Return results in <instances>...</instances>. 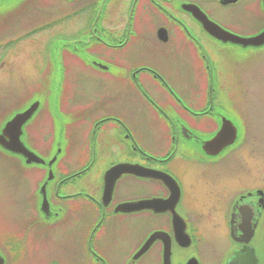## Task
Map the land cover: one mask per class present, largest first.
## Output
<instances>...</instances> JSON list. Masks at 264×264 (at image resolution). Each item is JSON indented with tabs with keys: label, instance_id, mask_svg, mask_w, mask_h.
Listing matches in <instances>:
<instances>
[{
	"label": "flooded vegetation",
	"instance_id": "1",
	"mask_svg": "<svg viewBox=\"0 0 264 264\" xmlns=\"http://www.w3.org/2000/svg\"><path fill=\"white\" fill-rule=\"evenodd\" d=\"M195 9L241 39L264 30V0H0V72L17 44L53 25L83 24L76 40L82 41L81 51L61 56L64 75L79 67L98 76L95 84L107 78L111 102L141 119L134 125L157 128L149 144H143L126 116L110 115L89 101L78 109L69 107L67 94L60 92L65 100L60 104L61 145L72 156L66 164L74 166L59 165L60 177L46 207L42 194L28 203L30 225L21 228L18 218L16 225H8L14 231L0 233L3 264H264V188L241 186L225 197L234 188H229L227 175L244 173L237 158L255 133L250 119L255 106H247L245 96L253 83L244 77L245 69L239 72L237 62L261 57L264 46L213 38L192 14ZM59 37L65 35L51 36L49 46ZM255 50L259 52L252 54ZM223 51L229 64L215 59ZM83 53L94 59L90 62ZM164 61L173 73L159 69L156 62ZM41 86L43 79L0 118V136L11 119L38 103L20 139L26 149L48 157L55 122L49 103H41ZM76 115L83 117L80 126L69 124ZM79 132L81 140L75 142ZM110 154L108 168L95 179L96 159ZM0 156L19 157L1 145ZM115 168L123 173L106 206L105 177ZM201 179L215 187L206 193ZM13 180L15 185L17 178ZM126 190L132 195H124ZM140 201L141 210L117 209ZM34 226L42 232L63 230L31 233Z\"/></svg>",
	"mask_w": 264,
	"mask_h": 264
},
{
	"label": "rangeland",
	"instance_id": "2",
	"mask_svg": "<svg viewBox=\"0 0 264 264\" xmlns=\"http://www.w3.org/2000/svg\"><path fill=\"white\" fill-rule=\"evenodd\" d=\"M53 18L58 19L59 17ZM83 26V24H79L78 27H75L70 23L62 24V26L53 25L47 32L36 34L28 40L17 44L13 48L11 54L8 55L9 57L3 65L2 71L0 72V118L2 119L3 116L14 110V108H16L24 98L30 96L31 91H33L35 87L40 84L41 79H43V86L41 87L43 88L42 90L44 94L41 93L40 95L41 103L45 104V101L49 103L47 107L50 108L53 122L56 120V123L62 120L59 115L61 114L60 104L65 100L62 99L61 96L59 97L61 91L62 96L63 92L67 94V98L69 100L65 101V105L68 103L69 107L78 109L82 107L84 103H88L89 101L91 105L98 104V107L103 108L110 115L114 114L126 116L132 121L131 123L136 129L140 141L143 144H149L150 138L154 137V133H156L157 128L155 127V130L150 124L147 128L146 126H138L140 124L134 125L135 122H139L141 119L134 118L133 114L132 116L131 113L130 115L127 114L121 107H118L115 103L111 102L110 94L108 93L109 80L107 78L104 82L105 84L101 83L106 87L99 90V86L101 84H95L94 81H92L98 77L93 71H82L79 67H76L73 68V71H69L70 74H67V77L64 75L65 69L62 66L61 59L59 58V52L63 48L62 55L64 57L65 54H71V52L77 54V52L81 51L80 46L82 41L76 40L81 37L84 30ZM56 33H63L65 37H59L60 39L55 40L54 43L49 46L50 37ZM254 52L259 51L255 50L251 53L253 54ZM83 54L88 57L87 53ZM219 55L220 56L215 59H223L224 64H229L224 51L221 54L219 53ZM260 56L261 57L257 58H255L254 55H251L250 57H243L237 62L239 72L245 69L244 73L247 74L244 77L250 79L253 83L252 87L248 90L249 93H246L245 96L248 98L249 102L247 106H255V111L251 110V112H255V114L251 115L250 118L251 123L254 124L253 128L255 127V133L254 136L251 137L252 140L250 141L248 147H246L244 152L237 158L238 162L243 167L244 173L239 172L240 176L236 174H232L233 176L227 175L229 188L234 186L235 190L234 188L233 190L230 188L229 194H225L226 199L229 197L231 198L233 193L239 190V187L241 186L250 188V186H254V184H259L260 187L264 188V51H261ZM259 58L261 59L259 60ZM47 59L48 67H46ZM64 59L66 60L67 57L65 56ZM93 59V57H90L88 60L91 62ZM66 61L67 64H69L68 62L70 61ZM89 61H87V64H89ZM147 61L153 62L151 59H147ZM226 61L227 63H225ZM156 63L159 64V69L162 70L165 75H169L174 72L172 65H169L167 61ZM89 65L92 66L91 64ZM198 67L199 64H197L196 73H199L197 70ZM249 68L251 71L248 73L247 69ZM196 82L200 83L199 80H196ZM46 87H48V90ZM47 91L49 94L46 93ZM99 91L102 92L100 93ZM76 96L77 99H75ZM234 99L238 101L236 96ZM44 106L41 108V112L44 109ZM57 110L59 114L57 113ZM224 115L226 114L224 113ZM226 116L228 117V115ZM69 117L72 116L70 115ZM82 118L83 117L76 115L73 120L69 122V124L73 123L76 126H80V123L84 122ZM153 126H155V124ZM75 135V142L81 140L80 132L75 133ZM39 142L40 140L37 139V143ZM71 157L72 156L65 154V149H63L61 154L57 157L56 162L50 169L54 178L53 183H56L60 177L58 173L59 165H65L67 167L74 166V162L66 164V161H68ZM111 157L112 154H110L109 158L98 157L96 159L94 164L95 179H98L97 176L101 179L103 172L108 168ZM52 159L53 157L51 154L44 158L45 161H51ZM236 165L237 163L234 160L232 166L235 167ZM34 166L27 168L19 158L11 159L9 157L0 156V233L3 232V234H5L7 231H14L15 229H13V227L10 229L9 226L13 224L16 225L18 218L22 223L21 228L24 225L26 227L27 225H30L28 203L34 199L36 201L40 200L38 190L42 182L49 178L46 166ZM14 178H17V183L15 185L13 184ZM218 181H220V179H218ZM246 181L248 182L247 184L243 183ZM51 182L46 188L47 199H49L52 194L51 187L53 184H51ZM87 182L88 181L85 180L83 185H86ZM200 182L203 191L206 193L211 189V187H215V185H209L210 182H207L204 179H201ZM223 186L224 184L222 183V187ZM70 189H76V187H70ZM63 192L64 191H60L59 194L63 195ZM129 192H131V190L122 191L123 194L125 193L128 196L132 195L129 194ZM17 203L19 204V207ZM85 224H88V220H86ZM62 230V228H53V231L42 232L39 227L37 228V226H34L31 233L42 232L60 234ZM87 230L88 229H86L85 233H87ZM122 230H125V228L122 227ZM30 231L31 230H28L27 233H30Z\"/></svg>",
	"mask_w": 264,
	"mask_h": 264
},
{
	"label": "water",
	"instance_id": "3",
	"mask_svg": "<svg viewBox=\"0 0 264 264\" xmlns=\"http://www.w3.org/2000/svg\"><path fill=\"white\" fill-rule=\"evenodd\" d=\"M200 18V19H199ZM199 21L202 22L204 28L206 30H208L209 32H211V34L224 42H232V43H237L239 45H242L244 47L247 46H263L264 45V32L255 37V38H251V39H241L235 36H232L226 32H223L221 30H217V29H210V23L203 17H199ZM38 103L33 104L31 107H29V109L27 111H25L22 114L17 115L16 117H14L12 120H10L5 128L3 129L2 135L0 136V145L12 152V153H16V154H20L24 160L25 163L27 165H31V164H35V165H44L45 162L39 158L38 156H36L34 153L30 152L29 150H27L24 145L22 144L21 140H20V135H21V128L23 126V124L31 117V115L33 114V112L37 109ZM222 130L219 132L218 137H220L222 135ZM206 149V148H205ZM56 158H54L48 165L49 167L55 162ZM123 173V169L120 168L119 172L117 171V168H115L113 171H109L105 177L106 182H105V189H104V194H103V201H109L111 198V194L114 188V184L115 181L117 180V178L120 176V174ZM49 175H52V172H49ZM116 175V177L114 178L113 176ZM42 192H43V204L45 206L46 203V197L44 194V187L42 188ZM143 204L142 202L140 203H136V204H122L120 206H118V210L120 212H133V211H138L143 209ZM0 264H2V260H0Z\"/></svg>",
	"mask_w": 264,
	"mask_h": 264
}]
</instances>
